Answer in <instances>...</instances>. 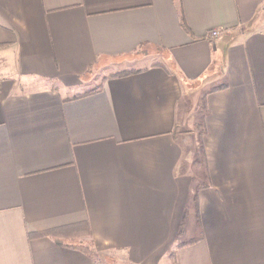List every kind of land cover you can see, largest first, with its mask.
I'll return each mask as SVG.
<instances>
[{"label": "crops", "instance_id": "crops-1", "mask_svg": "<svg viewBox=\"0 0 264 264\" xmlns=\"http://www.w3.org/2000/svg\"><path fill=\"white\" fill-rule=\"evenodd\" d=\"M0 264H264V0H0Z\"/></svg>", "mask_w": 264, "mask_h": 264}, {"label": "rangeland", "instance_id": "rangeland-1", "mask_svg": "<svg viewBox=\"0 0 264 264\" xmlns=\"http://www.w3.org/2000/svg\"><path fill=\"white\" fill-rule=\"evenodd\" d=\"M212 31L213 30H210L209 31V36L212 37V38L213 37H216L220 33V32H217V35L216 36H213L212 35ZM144 51L147 52L145 50V48H144ZM149 51H150V53H152L154 51L155 56L157 54L156 52H158V50H156V49H153V50L150 49ZM121 59L122 58H119L118 61H116L114 64H111L108 67H105V66H102L101 67L100 65H98V66L94 67L93 69H91L90 72H89V74H87V76L88 77L91 76L94 79L92 80V78H91V81H90L89 85L87 86V88L90 89V87L97 86L98 85V81L101 80L103 76L112 75V74H115V73H117L119 71H126L130 67L132 68V67H138V66H141V65L147 64V63L153 64V62H161L160 59L162 60V58H160L158 55L156 57H154V56L153 57L148 56L147 58H145V60H143V59L142 60L141 59L140 60H137V58H134V56L133 57H130V58H127V59L126 58L125 59L123 58L122 60ZM195 122L196 121L194 120V122H193L192 125H194ZM89 240L92 241V239H89ZM92 243H93V241H92Z\"/></svg>", "mask_w": 264, "mask_h": 264}, {"label": "trees", "instance_id": "trees-1", "mask_svg": "<svg viewBox=\"0 0 264 264\" xmlns=\"http://www.w3.org/2000/svg\"><path fill=\"white\" fill-rule=\"evenodd\" d=\"M178 16H179L180 26L182 27V29H184L187 33L190 34L191 31H190V29H188V27L185 23V19H184L183 13H182L181 4L178 5ZM141 47H145V45H142ZM131 71H134V70L128 69L126 71H119L115 74H127L128 72H131ZM71 244H72L71 246L78 248L80 251L85 252L88 255H91V256L94 255L93 243L91 240H84V242L74 240V241H71Z\"/></svg>", "mask_w": 264, "mask_h": 264}, {"label": "built area", "instance_id": "built-area-1", "mask_svg": "<svg viewBox=\"0 0 264 264\" xmlns=\"http://www.w3.org/2000/svg\"><path fill=\"white\" fill-rule=\"evenodd\" d=\"M217 32H219L217 29H216V30H213V31H212V35H213V36H216V35H217Z\"/></svg>", "mask_w": 264, "mask_h": 264}]
</instances>
